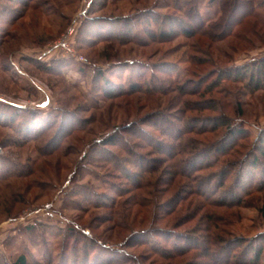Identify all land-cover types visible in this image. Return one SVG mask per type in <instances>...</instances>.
<instances>
[{
  "label": "rangeland",
  "instance_id": "1",
  "mask_svg": "<svg viewBox=\"0 0 264 264\" xmlns=\"http://www.w3.org/2000/svg\"><path fill=\"white\" fill-rule=\"evenodd\" d=\"M22 1H30V4L21 5L18 0H0V102L27 110L24 115L35 119L42 126L55 123L49 137L57 138L50 144L46 139H31L20 148L3 149L0 146V156L6 162L1 166L3 173L31 170L28 175L17 177L11 184L8 182L4 184V188H0V264H14L21 253L26 254L27 264H75V261L85 264L83 246L84 242H90L83 237L85 234L97 239L105 249L104 253L95 249L89 251L90 261L99 257V263L102 264L109 259L118 258L116 253H123L125 249L122 245L131 228L137 231L150 227L147 219L153 213V206L160 202L145 195L152 203V209L139 211L137 207L132 208L129 221L121 226L126 208L129 207L125 203L129 194L118 199L112 184L118 187L120 180L111 176L109 165L99 167L94 162H89L87 152H90L95 142L107 138L114 127L138 119L148 113L152 106L165 110L181 130L188 128L186 124L189 121L194 132L187 139L197 148L209 147L219 141L228 144L224 130L215 134L208 133L212 126L206 121L222 114L230 119L237 130L244 132L240 145L246 144L247 150L252 147L251 152H255L256 148L252 144L264 135V85L259 89L249 87L244 80L246 76L243 75H249L252 65L264 58V45H260L261 39L255 37L251 28L252 21L236 24L228 36L215 44L201 35L193 38L177 36L182 30L181 26L180 29L175 28V32H170L172 36L169 35V40L162 42L151 38L158 29L154 19L157 17L158 23L172 19L175 25L183 20L184 26L189 27L188 18L182 16L184 6V10L189 11V0ZM184 1L188 4L184 5ZM260 3L255 9H259L258 12L264 17V1ZM198 9L203 19L207 20L215 19L219 12L215 2L210 0L198 1ZM16 16L18 19L14 20ZM9 20L14 21L8 23ZM259 22L264 28V22ZM250 40L256 42L254 46L249 45ZM190 56L205 60L203 73L206 74L212 71L209 64L211 61L219 63L226 72L235 69L241 72L239 79L222 82L228 96L215 97L219 98L217 111L206 110L199 113L188 110L185 113L189 120L180 123L182 106L178 99H173L174 94L150 98L144 94H123L126 92L123 89L129 87L132 70L138 68L150 75L151 68L166 64L176 67L173 76L187 81L192 93L201 83L199 77L192 74L187 73L188 76L183 78L189 68ZM99 73L109 80L108 89H112L114 94H111V100L105 99L100 91L104 87V80ZM253 73L255 76L258 74L256 70ZM259 76L261 83H264V71ZM212 79L214 78L211 77L208 83ZM135 80L140 81L138 77ZM182 99L189 100L192 109L198 104L210 106L211 101L210 97L199 100L194 95ZM238 109L241 111L240 115ZM197 115L202 121L195 124L194 119L199 117ZM63 117L71 121V127L63 133L64 137L60 131L64 128ZM190 121L193 122L191 125ZM204 125L206 130L203 129ZM1 126L0 142L19 137L16 135V123L9 125V128ZM142 129L152 141L165 142V137L151 130L148 124L142 125ZM134 143L144 144L131 141L132 145ZM241 146L236 149L238 152L243 151ZM113 150L117 152L116 149ZM138 151L145 154V149ZM191 152L189 167L201 165L205 156L198 157L200 152ZM163 156L149 155L155 160L166 161L167 158ZM259 158L260 163L253 176L255 178L250 182L242 181L247 187L253 186L251 192L234 188L240 198L238 203L233 202L228 193L234 178L225 187L217 189L216 182L208 183L212 170L205 168L191 172L189 169V175L194 177L191 190L201 191L208 198L211 197L210 201L214 205L212 209L220 219L219 225L224 230H229L223 236L225 238L233 240L237 237L247 239L264 236V218L259 211L264 205V180H261L264 178V155ZM215 159L214 156L210 157V160ZM230 160L226 156L223 162ZM168 163L166 161L161 165L167 167ZM202 177L205 179L198 181ZM82 186L93 193L116 197L121 205L125 204L110 207V204L104 206L106 204L83 203L73 195V191ZM161 187L164 189L167 186L164 184ZM149 189L146 191H151ZM191 198L198 201L200 197L193 198L190 193L189 200ZM186 202L185 200L184 203ZM191 209L189 208V215L192 213ZM173 210L165 216L164 222L156 224L159 228H177L182 224L180 219L178 221V215L181 214L179 208ZM115 213L120 216L114 215ZM113 215L114 218L111 217ZM195 225L197 220L189 222L186 227L193 228ZM198 237L200 236L195 235V238ZM156 242L161 243L159 239ZM229 244L231 243L227 245ZM225 246L226 244H215V255L212 253L214 257L201 261L217 262V258L227 260L225 264H235V259L226 255L228 251L221 252ZM228 250L232 251V256L234 252H240L234 246H230ZM127 251L139 256L144 253L142 247L128 248ZM48 258L50 262L46 260ZM149 258L143 264H151ZM190 258L191 255L181 259V262L185 263Z\"/></svg>",
  "mask_w": 264,
  "mask_h": 264
},
{
  "label": "trees",
  "instance_id": "2",
  "mask_svg": "<svg viewBox=\"0 0 264 264\" xmlns=\"http://www.w3.org/2000/svg\"><path fill=\"white\" fill-rule=\"evenodd\" d=\"M198 1L200 0H189V11L187 9L184 10L186 6L182 9V16L188 18L189 27L184 26L183 20L180 21L181 23L178 21L175 25V23H173L174 21H171L172 19L158 23V18H153L158 28L157 32L151 37L153 41L159 40L163 42L169 40V35L170 37L172 36L170 32H175L174 29H180L181 26L182 30H180V34L177 36L184 35L187 38H193L196 35H201L205 36L210 43L215 44L221 42V38L228 36L236 24H241L250 20L253 23L251 28L256 35L255 37L261 39L260 45H264V28L259 22H264V17L259 13V9H255L261 5L260 1L264 0H210L211 2H215L219 8L217 16L212 20L203 19L198 9ZM18 2L21 5L30 4V1L18 0ZM183 4L187 5L188 3L186 4L184 1ZM12 15L14 16V14ZM15 19H18V17L16 16L14 20ZM14 20H9L8 23ZM149 23H152V21ZM258 27L260 29H258ZM255 43L256 42L252 40L249 41V45L254 46ZM204 63L205 60H199L192 56L189 57V68L183 78H186L188 74H192L193 76L199 77L201 83L199 87H195L192 93H190L191 89L188 88L190 84L187 81H182L183 79L181 77L173 76V72L175 71L174 68L176 67L173 64H166L163 67L157 66L153 67V69L151 68L152 72L150 71V75L138 68L135 69V71L132 70L130 72L131 81L129 82V87L123 89L126 90L123 94H125V96L144 94L149 98L152 96H169L174 94L175 96L173 99H178L182 106V117H179V121L180 123H186L187 120H189L186 115L188 110L197 111L199 113H203L206 110L217 111L219 98L215 97L222 95L228 96L222 82L227 79L237 80L241 74V72L236 69L232 72H226L221 69L222 67L219 66L220 64L215 61L209 63L212 71L206 74L203 73L205 72L203 67ZM206 63H208V61ZM251 68L252 72L249 75L244 73L243 76H246L244 80H246L245 82H247L249 87L254 86L259 89L264 85V83H261V77L259 76L260 73L264 71V58L260 59L259 62L256 61ZM253 70L258 72L257 76L253 73ZM217 71L218 74L216 73ZM98 75L104 80V87L100 89L104 98L113 99V97H111V94L112 96L114 95L113 91L110 88L108 89L110 86L109 80L104 79L105 76L101 73ZM162 75L165 77H162ZM136 77H138L140 81L135 80ZM211 77L214 79L208 83ZM189 95L198 96L199 100L210 97V106L208 104L205 106L203 104H198L196 108L192 109L189 106V100L182 99ZM211 96L214 97L212 98ZM238 111L240 115V109H238ZM25 112H27V110L16 107L13 104L5 105L4 102H0V126H7L9 128V125L16 123V135L19 136L4 139L3 142H0V146L3 149H10L13 147L20 148L25 145L26 141L31 139L38 141L46 139V142L50 144L57 138V136H55L53 140L49 137L50 132L55 128V123L52 122L53 124L51 123L49 124L50 126L47 127L42 126V124H38L35 119H31V117L24 115ZM191 118L192 117H190V119ZM194 120L195 124L202 121L200 116ZM62 122L64 128L63 130L60 129V131L63 134L66 133L68 127H71V121L63 117ZM206 122L211 123L210 126H212L208 133L215 134L224 130L227 135L225 141H228V144L219 141L213 145L211 144L209 147L204 145L205 147L203 148V146L200 145L202 148H197L194 146L193 142L187 139L189 134L194 132L193 127L189 126V121L186 124L188 128L181 130L180 126H178L176 121H174L165 110L157 109L152 106L148 113L138 117V119L130 122L126 121V123L114 127V130H112L107 138L95 142L93 148L89 150L90 152H87L89 162H94L96 166L98 165L99 167L109 165V169L112 171L111 176L120 180V185H117L118 187L112 184L113 192L118 195V199L124 198L125 195L129 194L127 197L128 199L125 201L129 207L126 208L127 212H125V219L123 218L124 223L121 226L125 225L126 221H129L132 208L134 209L137 207L140 209L139 211L152 209V203L146 199L145 195L152 196L156 201L158 200L160 202L159 205L153 206V213L147 219L150 227L146 229L142 228L137 231L131 228L127 240L122 245V248L125 249L123 253H116L118 258L109 259L102 264H143L149 256V262H151V264H225L228 262L225 259L220 260L216 258L217 262L207 260L201 261L209 257L212 259V256L215 255V244L217 243H221L222 245L226 244L221 252L224 250L228 251L226 255L234 258L235 264H264V236L260 235V237L257 238L247 239L237 237L233 240L223 237L227 235L226 233L227 231L229 232V230H224V228H221L222 226L219 225L218 220L220 219H218L217 213L212 209L214 205L212 201H210L211 197L208 198L207 195L201 193V191L196 192L195 190H191L194 186V177L189 175L190 171L197 172L208 168L212 170V172L209 174V181H205H208L209 184L216 182L217 189L225 187V184H227L228 181L232 182L234 178V182H232V187L229 188L228 193L231 194L233 202L237 201L238 203L240 198L236 195L234 188H240L239 190L251 192L253 186L250 185V187H247L242 181L245 180L246 182H250L255 178L253 176H255V169L260 163L259 157L264 155V135L252 144L256 148L254 150L255 152L252 153V147L247 150L246 144H243V146L240 145V140L244 139V132L241 131V129L237 130L230 119L220 114V117L218 116L211 120L208 119ZM191 123L193 122L190 121V125ZM144 124H148L151 130L160 133L161 136L163 135V137H165L163 140L166 143L152 141L151 138H149L150 136L145 133L146 131L142 129V125ZM59 127L60 126L57 127V130ZM203 129L206 130L205 125ZM64 136L63 134V137ZM131 141H139L144 144L134 143L132 145ZM240 146L243 151L238 152L236 149ZM113 149H116L117 152ZM139 149H145V154L148 156L145 157V154L143 155V153L138 151ZM192 150L194 152H200L198 157L203 158V156H205V160L202 159L201 165L194 168H190L188 165L189 158L192 156ZM151 154L164 155L163 157L167 158L164 159L169 161L167 167L166 165H161V163L166 161H162V159L158 161L155 160L156 158H150L149 155ZM211 156L216 158L215 161L210 160ZM226 156H229L231 160L224 163L223 159ZM2 163L6 162L0 156V188H4V184L8 182L11 184L17 177L28 175V172H31L30 169H23V171L18 173H3L1 171V166L5 164ZM193 164L194 163H192V165ZM257 175L259 176V174ZM151 176H154V178H151ZM203 179H205V177H202L198 181H202ZM261 180H264V178ZM164 184H166L167 187L163 189L161 186ZM148 188H150L149 190L151 191L147 192L146 189ZM158 188L160 189L159 191L157 190ZM190 193L191 195L193 194V198L200 197L198 198L199 200L194 201L192 198L189 200ZM73 195L87 204H106L104 206H109L110 204V207L123 206L125 204L121 205V202L116 200V197L112 198L103 193H93L89 191V188L84 186L78 190L75 189ZM185 200L187 201L186 203H184ZM179 204L182 206H179ZM174 208L175 210L179 208L181 214L178 215V221L180 219L183 225L180 224L177 228L174 226L159 228L156 224L164 222L166 220L165 216L174 211ZM189 208H192L190 210L192 211L190 215ZM259 211L264 218V205L260 207ZM114 215L120 216L118 213ZM114 215L111 217L114 218ZM132 220L136 223L135 219ZM194 220H197V225L193 228H187L186 226L189 222H194ZM142 224H144V222H142ZM178 229L181 231H178ZM195 235L200 237L197 239ZM83 237L90 240L89 243L84 242L83 246L85 264H101L99 263V257L90 261L89 251L95 249L100 253H104L105 249L101 246L102 244H100L97 239L88 236V234H85ZM173 238H175V242H173ZM156 239H159L161 243H157ZM228 243L231 244L228 246ZM230 246H232V248L234 246V249L239 248V254L234 252L232 256V251L230 252V250H228ZM139 247H142L144 252L141 256L134 255L127 251L128 248ZM189 255H191L190 260L188 259L187 262L182 263L181 259ZM46 260L50 262V258ZM77 262L78 261H75V264H78ZM14 264H27L26 254L21 253L16 258Z\"/></svg>",
  "mask_w": 264,
  "mask_h": 264
}]
</instances>
